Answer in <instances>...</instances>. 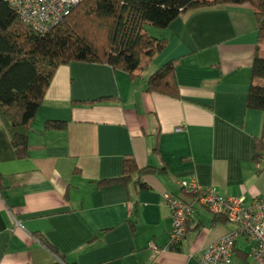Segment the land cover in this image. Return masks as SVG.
<instances>
[{
  "label": "crops",
  "instance_id": "1",
  "mask_svg": "<svg viewBox=\"0 0 264 264\" xmlns=\"http://www.w3.org/2000/svg\"><path fill=\"white\" fill-rule=\"evenodd\" d=\"M151 35L163 46L132 76L105 63L56 66L24 157L0 122V264H200L202 247L233 224L193 202L182 239L164 250L163 196L188 200L178 182L192 177L244 203L264 198V166L257 172L251 161L261 112L245 107L253 51L264 43L249 5L187 10ZM171 60L178 96L147 91L146 78ZM125 157L163 170L102 184L121 174ZM248 248L237 238L230 264H249Z\"/></svg>",
  "mask_w": 264,
  "mask_h": 264
},
{
  "label": "trees",
  "instance_id": "2",
  "mask_svg": "<svg viewBox=\"0 0 264 264\" xmlns=\"http://www.w3.org/2000/svg\"><path fill=\"white\" fill-rule=\"evenodd\" d=\"M243 3L252 10L256 44L264 42V0H78L43 33L32 30L0 1V122L14 156L26 155L27 132L56 66L70 61L105 63L132 76L147 67L163 46V40L148 34L145 25L162 29L187 10ZM173 63L171 60L158 66L146 78L145 89L177 97ZM245 107L261 112L251 158L258 172L264 166V51L257 46L249 69ZM45 125L62 127V123L54 121ZM162 170L163 167L137 169L132 157H125L121 174L101 183L124 182L133 172ZM36 237L50 253L64 259L42 235Z\"/></svg>",
  "mask_w": 264,
  "mask_h": 264
},
{
  "label": "built area",
  "instance_id": "3",
  "mask_svg": "<svg viewBox=\"0 0 264 264\" xmlns=\"http://www.w3.org/2000/svg\"><path fill=\"white\" fill-rule=\"evenodd\" d=\"M12 9L18 18L32 30L43 33L64 17L78 0H0ZM181 190L191 196L185 200L170 194L163 196L170 214L169 242H179L192 216L193 202L209 213L222 216L233 228L204 245L196 256L200 264H230L237 238L249 246L246 256L249 264H264V198L253 197L244 203L242 196L218 195L209 185H201L192 177L178 182ZM151 247L156 250L154 245Z\"/></svg>",
  "mask_w": 264,
  "mask_h": 264
},
{
  "label": "rangeland",
  "instance_id": "4",
  "mask_svg": "<svg viewBox=\"0 0 264 264\" xmlns=\"http://www.w3.org/2000/svg\"><path fill=\"white\" fill-rule=\"evenodd\" d=\"M144 28H145L146 32H147L148 34H150V35H151V33H154L155 29H157V28H154V27H152V26H147V25H145ZM263 43H264V42H263Z\"/></svg>",
  "mask_w": 264,
  "mask_h": 264
}]
</instances>
